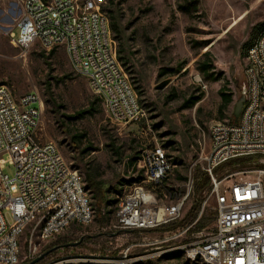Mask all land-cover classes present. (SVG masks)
<instances>
[{
  "label": "rangeland",
  "instance_id": "1",
  "mask_svg": "<svg viewBox=\"0 0 264 264\" xmlns=\"http://www.w3.org/2000/svg\"><path fill=\"white\" fill-rule=\"evenodd\" d=\"M23 2L0 0V85L10 87L16 100L31 92L39 94L42 117L38 139L55 143L65 161L80 170L84 181L89 169L101 190L89 191L94 204L92 223L73 225L50 242L36 241L35 254L23 236L19 264H30L49 251L53 252L38 264L70 258L119 261L128 249L129 260L142 259L143 264H186L184 247L200 233H212L217 225L216 202L209 193L193 224L199 221L205 228L179 237L175 235L185 228L171 227L190 212L197 199L194 186L182 218L156 230L118 228L119 204L144 178L139 161L149 148L162 147L173 165L162 183L145 186L158 207L178 202L187 194L189 178H194L199 168L204 172L201 158L211 150L212 126L234 120L235 106L247 87L245 55L264 28V0H198V10L191 17L178 9L184 0H116L124 15L122 25L131 52L127 75L146 113L141 123L127 126L113 123L100 101L94 116L67 118L88 110L98 98L88 80L73 71L63 49L51 55L35 45L25 54L12 44L10 34L17 29ZM203 43L208 44L206 48L199 47ZM206 52L213 56L216 82L206 81L197 70ZM172 70L179 71L173 74ZM221 89L233 94L225 118L219 113ZM195 97L201 100L186 108ZM78 135L86 138L75 145L73 138ZM89 147L94 151L80 159L78 152ZM133 158L137 163L131 166ZM251 160L239 169H226L221 177L248 171L244 178L253 179L259 175L257 170H264V161ZM4 173L13 178L15 169L7 164ZM262 180L264 183V175ZM93 192H98L97 196Z\"/></svg>",
  "mask_w": 264,
  "mask_h": 264
},
{
  "label": "built area",
  "instance_id": "2",
  "mask_svg": "<svg viewBox=\"0 0 264 264\" xmlns=\"http://www.w3.org/2000/svg\"><path fill=\"white\" fill-rule=\"evenodd\" d=\"M106 5L107 0H24L11 42L25 54L35 45L46 53L63 49L113 123L139 124L146 113L119 60ZM245 59L247 100L242 114L236 123L212 126L211 150L201 158L210 178L209 197L216 202L217 225L184 247L186 264H264V170H257L253 179L244 178L248 171L228 172L224 178L216 174L236 159L264 161V28ZM41 117L38 93L16 100L10 87L0 85V264L20 263L23 236L35 254L36 241L50 242L94 218L80 170L65 161L55 143L38 139ZM139 163L144 178L119 204L117 227L146 231L179 221L194 179L189 178L187 194L178 202L158 207L145 186L158 185L171 174L170 158L155 146L143 151ZM7 164L15 169L13 178L4 173ZM128 253L129 249L119 261L70 258L55 264H143L142 259L129 260Z\"/></svg>",
  "mask_w": 264,
  "mask_h": 264
},
{
  "label": "trees",
  "instance_id": "3",
  "mask_svg": "<svg viewBox=\"0 0 264 264\" xmlns=\"http://www.w3.org/2000/svg\"><path fill=\"white\" fill-rule=\"evenodd\" d=\"M198 5H199L198 0H184L183 3H180L178 5V9L182 13L191 17V16H193V13L197 12ZM118 7H119V4L116 3V0H107V5L105 6V10H106L107 15H108V20H109L111 32L113 34L114 39L118 43L119 60L122 64V66L124 67L125 71L129 72L131 52H130V49H129L128 44H127L126 31L122 25V20H123L124 15H123V12ZM207 45H208L207 43H203V44H199V47L200 48H206ZM55 51H52L51 55L54 54ZM245 58H246V55H245ZM197 70L205 78L206 81L216 82L219 80L217 74L214 72L213 56H212L211 52H206L203 55V58L198 62ZM178 71L172 70L171 73L176 74V73H178ZM66 78L67 77L63 78V80ZM63 80H61V81H63ZM57 82H59V80ZM219 93H220V97L222 100V104L219 108V113L221 114L222 118H225V113H226L229 105L233 102V94L226 93L224 91V89H221L219 91ZM200 100H201V97L192 98L191 101L187 102L185 107L191 108L196 103H198ZM99 101H100L99 99H97L96 101H92L88 110L78 112L74 117H67V118L70 120H80V119L86 118L87 116H90V117L94 116L98 111L97 110V103ZM54 106H55V104H54ZM55 107L59 108L57 105ZM230 123H235V120L231 121ZM85 138L86 137L84 135L74 136V138H73L74 142L73 143L75 145H80ZM91 151H94V148L89 147V148H86L84 150L79 151L78 153H79L80 159H83L84 156ZM251 158L260 159L259 157H247V158H240V159L230 161L227 164L219 167L216 170V174L218 176H221L226 169L227 170L228 169H233V170L239 169L242 166L247 165L249 162H251L252 161ZM136 163H137V158H133V160H131V166H134ZM193 179H194L195 194H197L196 201L193 203L190 212L181 221V223H180L181 225L179 224V225L174 226V227L169 226V227H171V229H177L179 227H183L182 229H184L188 226H191V229L188 231L189 234L190 233L192 234L195 232H200L202 229L205 228L206 225H203L199 221L195 224V226H193V224L196 222L198 214L201 210L202 201L205 198L204 196L210 192V178L205 172H202L200 170V168L196 170ZM140 182H142V181H140ZM140 182H138V183H140ZM85 183H86V188L89 191H91V193H92V190H96V191L101 190V188L99 186L100 184H98V182L96 181L95 177L93 176L92 172L89 169L86 170V172H85ZM129 184H131V182H129ZM120 186H123V184H120ZM116 192L118 194H120L121 190H116ZM93 193L96 196L98 194V192H93ZM109 203H112V201ZM115 203L117 204L118 201H116ZM92 206L94 207V204ZM100 224H102V222H100ZM169 227H168V229H169ZM32 261L33 260H31L30 262H32Z\"/></svg>",
  "mask_w": 264,
  "mask_h": 264
},
{
  "label": "water",
  "instance_id": "4",
  "mask_svg": "<svg viewBox=\"0 0 264 264\" xmlns=\"http://www.w3.org/2000/svg\"><path fill=\"white\" fill-rule=\"evenodd\" d=\"M246 100H247V87L243 89V93H242V96L241 98L238 100L236 106H235V111H234V120H235V123L239 120L240 118V115L242 114V111H243V108L245 106V103H246ZM78 243L76 244H71V245H67L65 247H70V246H77ZM53 251H49V252H46L45 254L37 257L35 260H33L30 264H38L40 263L41 261H43L50 253H52Z\"/></svg>",
  "mask_w": 264,
  "mask_h": 264
},
{
  "label": "bare ground",
  "instance_id": "5",
  "mask_svg": "<svg viewBox=\"0 0 264 264\" xmlns=\"http://www.w3.org/2000/svg\"><path fill=\"white\" fill-rule=\"evenodd\" d=\"M237 23L235 22L232 26L236 25Z\"/></svg>",
  "mask_w": 264,
  "mask_h": 264
}]
</instances>
